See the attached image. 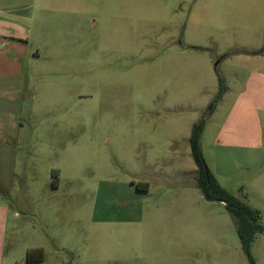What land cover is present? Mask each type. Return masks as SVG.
Returning <instances> with one entry per match:
<instances>
[{
  "label": "rangeland",
  "instance_id": "obj_1",
  "mask_svg": "<svg viewBox=\"0 0 264 264\" xmlns=\"http://www.w3.org/2000/svg\"><path fill=\"white\" fill-rule=\"evenodd\" d=\"M35 6L40 26L19 35L27 56L10 62L21 74L1 82L5 264H28L34 249L39 264H251L225 204L197 186L190 136L215 104L218 74L232 83L247 66L233 56L264 49V0ZM209 118L204 162L259 212L251 256L264 264V159L223 160Z\"/></svg>",
  "mask_w": 264,
  "mask_h": 264
},
{
  "label": "crops",
  "instance_id": "obj_2",
  "mask_svg": "<svg viewBox=\"0 0 264 264\" xmlns=\"http://www.w3.org/2000/svg\"><path fill=\"white\" fill-rule=\"evenodd\" d=\"M38 1L0 0V91L5 88L1 82L12 81L21 74L20 69L10 74L19 64L10 62L12 54L20 57L19 60L25 56L22 46L26 38L19 36L23 33L21 30L24 29V34H33L41 24L35 6ZM233 58L247 66L230 73L233 82L226 81V93L209 116L208 121L219 123L214 124L217 129L212 146L223 160L253 164L264 159V49H244ZM197 172L198 168L195 177ZM11 216L10 205L0 191V264L6 261Z\"/></svg>",
  "mask_w": 264,
  "mask_h": 264
},
{
  "label": "trees",
  "instance_id": "obj_3",
  "mask_svg": "<svg viewBox=\"0 0 264 264\" xmlns=\"http://www.w3.org/2000/svg\"><path fill=\"white\" fill-rule=\"evenodd\" d=\"M226 57V56H225ZM219 77V92L215 99V104L212 108L205 113L201 121L195 123L192 126V132L190 136V145L192 150V156L195 164L198 168L196 175V183L201 190L204 198L211 202L224 203L226 210L231 215L235 222L238 236L240 238L243 250L250 257L251 264L254 263V259L251 256V246L255 239V236L263 231L262 226L259 224V212L253 209L244 201L231 195L226 189H224L214 174L210 171L206 163L204 162L201 151V139L205 129V121L212 115L217 104L223 98L226 93L227 87L223 78ZM207 114V115H206ZM146 188L149 187L145 184ZM54 188H58V178L54 180ZM139 189V187H138ZM44 261V250L34 249L27 252L28 264H39Z\"/></svg>",
  "mask_w": 264,
  "mask_h": 264
}]
</instances>
